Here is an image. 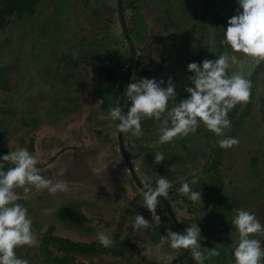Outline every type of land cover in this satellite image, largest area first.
I'll return each mask as SVG.
<instances>
[{
	"label": "rangeland",
	"instance_id": "1",
	"mask_svg": "<svg viewBox=\"0 0 264 264\" xmlns=\"http://www.w3.org/2000/svg\"><path fill=\"white\" fill-rule=\"evenodd\" d=\"M68 1L65 0L66 3ZM202 2L203 0H141L136 15L125 10L127 27L132 26L131 17L136 16L134 22L146 34L144 40H139L137 33H131L130 39L137 46L135 57L144 56L150 63L147 69L149 74L140 78L131 75L130 83L132 80L155 79L157 82L164 80L162 86L167 87L171 77L176 85L175 102L179 103L187 98L183 96L185 90L180 91L183 87H192L191 84H185L192 75L187 66L193 62L202 64L205 59H210L209 52L212 55L218 51L216 46L221 44L227 29V26L223 27L228 24L226 19L237 14V11H232L228 6L239 9L238 1L217 0V6L225 11L229 9L228 13H216L217 16L204 28L199 20L200 9L206 6ZM94 5L112 12L116 7L114 0H91L89 3L75 0L73 5L67 6L62 21H59V31L62 33L59 44L55 37L59 33L53 29L55 21L51 20V27L49 25L44 31L46 36L55 34L51 39L45 37L37 27L30 30V22H25L20 28L13 23L10 28L0 32V134L7 141L9 152L26 148L39 164H44L60 147L80 146L81 143L87 145L97 137L110 135V130L115 128L116 122L107 117L110 109L118 105L112 99L118 86L117 81H113L116 76L107 78L106 74L93 70L91 62L94 58L91 53L97 50L99 55H110L111 59L113 54L124 53L126 58V41L119 24L115 22L116 14L112 17L114 26L106 34L103 32L101 20H112L106 16L98 20L93 16L91 12ZM43 15L44 12L41 13ZM222 47L224 49L222 48L221 54L234 57V70L252 84L249 103L243 107L237 105L229 112L231 128L225 130V136L209 143L205 139V136H209V131L200 123L195 133L161 145L158 143L160 123L154 119H144L141 121L143 135L137 138V147L131 145L132 165L137 172L135 174L145 188L155 189L161 176L170 181L176 192L175 200L171 202L172 212L184 228L197 224L203 231L201 250L205 255L214 237L206 226L209 225L208 214L216 199L214 197L209 199V203L205 202L201 171L209 148L219 145V140L231 137L239 141L231 148H220L218 155V174L225 185V191L221 194L223 216H227L228 210V216L233 221L238 210H245L255 214L264 225V61L257 64L242 53L232 52L226 45ZM64 55L65 60L62 58ZM257 65L259 66L256 67ZM127 67L123 68L122 75ZM152 68L156 70L151 71ZM253 73L256 74L254 78ZM97 100L104 101L99 109L94 106ZM173 106V102L169 101L168 109L171 110ZM157 152L164 155L161 164H155ZM61 154L59 155L62 157L64 154ZM41 174L47 177L50 171L43 169ZM193 180L196 183L191 184V187L193 191L201 192L202 202H192L187 196H183L184 199L179 203L181 185ZM67 187V192L56 195H50L47 190L37 193L33 189L26 199L23 207L28 210L32 231L38 242L47 229L54 228L57 234L82 243L93 241L100 232L109 238L113 233L121 237L128 234L133 246L123 252L120 259L106 254L89 259L72 255L68 264H170L178 257L176 250L171 249L168 243L157 249L161 237L171 231L170 224L162 220L157 224L151 220L150 213L143 207V194L125 188L122 199H116L115 196L112 199L105 191L104 184L96 177L84 184H67ZM120 189L117 187V192ZM17 191L23 196L22 190ZM135 195L141 198L139 202L135 201ZM63 206L73 209V217H84L83 225H73L69 221L61 222L57 219L56 212ZM136 214L147 219L150 228L134 231ZM157 214L161 219L166 216L163 204L158 206ZM231 225L230 238L223 232L218 236L212 249L220 255L208 258L210 264H224L226 257L230 255V247L234 246L227 244V240L232 239L234 243L239 240L237 228L232 222ZM261 236L264 235L256 234L252 238L261 240ZM15 253L18 258L28 260L29 264L45 262L38 244L17 247ZM190 253L189 250L187 255ZM194 264H197L196 260Z\"/></svg>",
	"mask_w": 264,
	"mask_h": 264
},
{
	"label": "clouds",
	"instance_id": "2",
	"mask_svg": "<svg viewBox=\"0 0 264 264\" xmlns=\"http://www.w3.org/2000/svg\"><path fill=\"white\" fill-rule=\"evenodd\" d=\"M238 3L237 14L228 20L221 44L259 64L264 61V0H238ZM234 59L221 54L215 60L205 59L202 64L190 63L187 67L192 75L187 79L193 86L185 87L188 98L179 103L175 102L176 85L171 77L167 87L162 86L164 80H132L125 92L130 102L127 111L121 107H114L109 111L107 119L118 122L114 125L112 135L130 133L138 138L143 135L141 121L154 119L160 123L158 143L161 145L195 133L200 123L215 136H225V130L231 128L229 112L237 105L246 106L251 97V81L234 70ZM169 101L174 104L171 110L168 109ZM103 103V100H97L94 106L99 109ZM238 143L237 139L226 137L219 140V147L228 149ZM0 161L12 165L7 171H3L5 165L0 163V264H29L28 260L17 257L15 249L25 245L36 246L38 240L33 234L27 208L17 201L27 199L33 189L37 192L47 190L50 195H56L67 192L68 187L66 182L54 183L52 179L43 176L41 169L37 167L38 160L26 148L3 155ZM154 161L155 164H161L164 161L163 153L157 152ZM107 168L108 165L105 164L93 171H106ZM60 175H63V170ZM194 183L195 180L183 183L179 194L187 196L192 202H202L201 192L193 191L191 187ZM156 184L155 189L149 187L143 192V207L150 213L151 220L159 224L161 217L157 214V208L162 203L158 198L167 199L172 184L162 176ZM18 189L22 190L23 196ZM232 223L239 233V243L234 251L236 264H264V248L260 240L252 238L256 234L264 235V225L255 214L245 210H238ZM148 228L150 222L136 214L133 230ZM97 239L105 248L114 246V241L103 232L97 234ZM202 239L200 228L193 224L182 233L167 231L156 247L161 249L168 243L173 250L188 249L197 264H204L206 259L219 256L220 253L212 249L205 255L201 250Z\"/></svg>",
	"mask_w": 264,
	"mask_h": 264
},
{
	"label": "trees",
	"instance_id": "3",
	"mask_svg": "<svg viewBox=\"0 0 264 264\" xmlns=\"http://www.w3.org/2000/svg\"><path fill=\"white\" fill-rule=\"evenodd\" d=\"M75 0H69L67 3L65 0H0V32H3L6 30V28H10L11 24H17L18 27L20 28L23 26L25 22H30L32 27L30 30H33L34 27H37L40 29L41 33L44 34L45 37L52 38L54 37L55 34L52 36L47 34L45 35V30H47V27L51 24L50 20L55 23H53L52 27L55 29V31H58L59 33L57 36L58 41H56L57 44L61 43L62 41V33L59 31L61 27V21L65 15V10L68 8L67 6L73 5V2ZM91 0H85V3H89ZM105 2V0H104ZM116 7L114 11L112 12L110 9L105 10L102 6H93L92 9V15L97 17L98 20H101L104 16L109 17L112 21H102L101 24L104 26L103 32L106 34L107 31L114 26V23L117 22L120 26V29L122 31V37L124 41H126L123 29L120 25L119 21V16L117 12V3L116 0H114ZM141 0H122V9H123V14L125 17V10H130L131 15H136V12L139 9V3ZM75 6V3H74ZM206 9L212 8L211 2L209 0V3L206 2ZM62 9V10H61ZM40 12V14H38ZM44 12V15L41 16V13ZM67 12V11H66ZM113 14H116L115 17V22ZM134 18L136 16H132V26L128 28V34L131 36V33H137V39L139 40H144L146 38V34L142 31V28H139L136 22H134ZM60 21V22H59ZM131 23V22H130ZM136 23V25H135ZM129 24V22H128ZM208 25L207 20H203V27ZM51 27V25L49 26ZM59 29L57 30V28ZM102 30V29H101ZM135 49L137 48L136 45ZM225 46V45H224ZM218 51L214 52V54H210L209 52V57L210 59L208 60H215L218 58L221 53H222V45H217L216 46ZM224 49V48H223ZM126 52L128 56L125 55L126 58H124V53L122 54H113L112 59L110 58V55H104L101 54L99 55L98 51L96 50L95 53H91V56L93 55V60L91 63H93L92 67L93 70H99L102 72L104 75L106 74V77H112L113 75L116 76V78L113 79V81H117V88L113 92L112 99L115 100V102L118 104L121 95L123 93L124 87H125V82H126V75H127V68L124 70V75L121 74L123 71V68L125 66L129 65L130 61V54H131V49L129 44L126 42ZM202 55V54H201ZM200 55V57H201ZM62 58L65 60L66 55L62 56ZM125 64V65H124ZM124 65V67H123ZM150 63H148L145 60L144 56H139L137 55L134 60V66H133V74L132 76L134 77H144L149 74V70H147L150 66ZM120 66V67H119ZM257 65L256 67H258ZM152 70H156L155 68H152ZM230 74V73H229ZM255 73L252 74V78L255 77ZM185 84L190 85L191 83L187 80ZM192 85V84H191ZM193 86V85H192ZM6 87V86H5ZM184 87L180 91H184ZM264 90V87H263ZM183 96L188 98V93H183ZM184 98V97H182ZM183 100V99H182ZM124 107L126 110L130 106V102L125 100ZM124 110V111H126ZM2 127V126H1ZM209 136H205V139L209 140V143L216 140L218 137L215 136V134L210 133L207 134ZM2 138V133L0 134V157L3 155H6L9 153V150L6 146L7 141L4 140L3 142ZM4 144V145H3ZM32 145V143H30ZM32 150V147L30 148ZM220 152V147L219 145H214L213 147L209 148V153L207 155V160L205 165L203 166L202 169V178L204 180V186L203 190L204 193L206 194V199L205 202L209 203V199L214 198L216 199L215 204L213 205L212 209L209 211V225H207V229L211 232V234L214 235L213 240L211 241V247L209 250H212V248L216 245L218 241V236L221 235V233H225L229 237V232H231V218L228 216L229 211L227 210V216H223L222 214V209H221V194L225 191V185L223 180H221L219 174H218V167H219V155ZM0 163H4L5 167L2 169L3 171H7L9 167L12 165L9 162H3L0 161ZM38 193V192H37ZM175 190L173 187L169 189V196L167 199H164L167 204L171 208V202L175 200L174 194ZM38 195V194H37ZM39 198H41L39 196ZM135 201L139 202L141 199L140 197L136 196ZM184 197H179V203L181 200H183ZM42 200V198L40 199ZM26 199H20L17 201V203H20L22 206H25ZM136 202V203H137ZM164 207V213L166 214L165 217H162V221H167L170 224L171 231L173 232H183L184 227L181 223L178 224L181 226V230L178 229L173 222L171 221L170 217L167 215V208L165 205ZM172 209V208H171ZM73 209H69L66 206H63L56 212V217L59 219L61 222H66L69 221L73 225H78L82 226L84 223L85 218L84 217H73L72 212ZM173 216L175 217V214L172 212ZM218 221V222H217ZM35 226H38L37 223L34 224ZM220 228V229H219ZM158 233V231H156ZM159 235V234H158ZM201 235L203 237V231H201ZM230 238V237H229ZM261 240V246L264 248V236L260 237ZM263 238V239H262ZM114 241V246L105 248L103 247L97 238H95L93 241L89 243H82L80 241H75L73 239H70L68 237L59 235L55 232V229H47L46 232L43 234L42 238L38 242V249L39 251L45 256V262L44 264H68L70 260V256L72 255H77L79 257H86V258H93L97 257L99 255H110L114 257L115 259L118 258L120 259L123 256V252H125L129 247H133L131 242L132 238L130 235H126L125 237H121L120 235L113 233L111 235V238ZM239 240L237 239L236 242L234 243V240L228 239L227 244L234 245L233 247H230L231 252L230 255L226 257L225 263L224 264H235V258H234V251L236 247L238 246ZM186 249H180L176 250V253L178 255L177 263L176 264H194L195 259L193 256H191V253L183 257L182 255L185 253ZM189 252V251H188ZM126 259V258H125ZM124 259V260H125ZM207 260V259H206ZM204 262V264H210V260ZM84 264V263H82ZM124 264H127L124 262ZM149 264H156L155 262H149ZM160 264V263H158ZM218 264V262H217Z\"/></svg>",
	"mask_w": 264,
	"mask_h": 264
},
{
	"label": "water",
	"instance_id": "4",
	"mask_svg": "<svg viewBox=\"0 0 264 264\" xmlns=\"http://www.w3.org/2000/svg\"><path fill=\"white\" fill-rule=\"evenodd\" d=\"M116 3H117V12L119 16L120 25L123 29L126 42L129 44L131 49L130 61L127 68L125 87L117 105V107L124 108V103L126 100L125 92L127 90V86L130 84V77L132 75L136 54H135V46L128 34L126 17L124 16L122 9V0H116ZM122 135L123 133H118L116 136L119 144L118 150L120 154H117L116 151H114L113 148H111L110 144L107 143H103V144L97 143L95 146L89 148V150H81V149L77 150L72 154V170L70 172L63 173V175H60L61 178L66 182H83L90 179L92 175L96 172L99 174L100 178L104 180L110 187L114 188L120 186L122 185L121 161H119V156H118L120 155L123 161L125 162L126 166L130 169L132 179L138 186L139 190L141 192L146 191L147 189L143 186V183H141V181L137 178V176L133 172L131 161L129 160L125 151ZM105 164L108 165L106 171H93L94 168L99 170ZM114 196L117 199L120 195L116 191ZM158 199L161 200L163 205L166 206L168 216L170 217L173 224L178 229L181 230V226L178 224L176 218L173 216L172 209L170 208V206L167 204V202L164 200L163 197H160ZM188 251L189 250L186 249L185 253L182 256L185 257ZM176 260L178 259L172 260L170 264H175Z\"/></svg>",
	"mask_w": 264,
	"mask_h": 264
},
{
	"label": "flooded vegetation",
	"instance_id": "5",
	"mask_svg": "<svg viewBox=\"0 0 264 264\" xmlns=\"http://www.w3.org/2000/svg\"><path fill=\"white\" fill-rule=\"evenodd\" d=\"M235 1H238V0H235ZM208 2L209 3V0H203L202 2V5L204 3ZM211 2V5H212V8L211 10L209 9H206V8H201L200 9V12H201V15L199 16V20L200 22L203 23V20H207L208 21V25H209V22L212 21L214 19V16H217L216 13H219V12H225L226 14L228 13V10L231 9L232 11H237V8L236 7H233V6H228L229 9H227V11H225L224 8H220L217 6V0H210ZM230 10V11H231ZM204 11V12H203ZM230 19V18H229ZM229 19H226V21H228ZM228 26V24H225L223 25V27H226ZM115 128L111 129L110 130V135H107L106 137H97L95 138V140H93L92 142H89L87 145H85L84 143H81L80 146H67L66 148L64 147H60L59 151L57 153L54 154V156L48 160L46 163L44 164H37V167H39L41 170L43 169H47L48 171H50V175H47L48 178L52 179L53 182L55 183L56 181L57 182H66L65 180H63L60 176V172L61 170H63V173L65 172H70L72 170V154L77 151V150H89V148L95 146L97 143H107V144H110L111 148H113L114 151H116L117 154H120L119 153V144H118V140H117V135H112V132L114 131ZM112 137V139H110ZM122 138H123V143H124V147H125V151H126V154L129 158V160L131 161V166L133 168V172L135 171V168L133 167L132 165V159H131V155H132V146L134 147H137L136 143H137V137H133L132 135H122ZM126 140V141H125ZM132 140H134L133 144H131ZM146 140V139H144ZM61 153H63L64 155L61 157ZM57 154V155H56ZM61 154V155H59ZM119 156V161H121V171H122V185L120 186H117L118 188L120 187L121 189L119 190V197L122 199L123 198V193H124V190L125 188H129V189H133L134 191H138L137 193H141L143 194L141 191L139 192V188L138 186L136 185V183L134 182V180L132 179V176H131V172H130V169L126 166L125 162L123 161L122 157L120 155ZM136 173V172H134ZM136 175V174H135ZM137 176V175H136ZM93 177H96L99 179L100 182H102L104 184V187L106 188L105 191H107L109 194L108 196L110 195V197H112V199L114 198V195H115V192L117 191V187H110L104 180H102L99 176L98 173H94L91 177V179ZM138 178V176H137ZM140 180V179H139ZM87 182L89 181L86 180ZM86 181H83V182H66L67 184H72V183H80V184H84L86 183ZM143 183V182H141ZM145 186V185H143ZM147 189V187H146ZM126 194V193H125ZM137 195H135L136 197ZM83 199H89L88 197H83ZM161 201V200H160ZM162 203V202H161ZM163 204V203H162ZM168 215V214H167ZM174 259H177L174 258ZM173 259V260H174Z\"/></svg>",
	"mask_w": 264,
	"mask_h": 264
}]
</instances>
